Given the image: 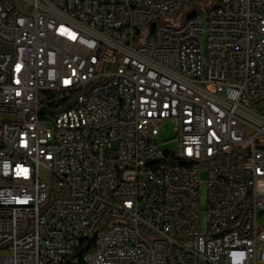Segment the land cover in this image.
Listing matches in <instances>:
<instances>
[{
    "label": "built area",
    "instance_id": "built-area-1",
    "mask_svg": "<svg viewBox=\"0 0 264 264\" xmlns=\"http://www.w3.org/2000/svg\"><path fill=\"white\" fill-rule=\"evenodd\" d=\"M200 1L0 0V264H264V0Z\"/></svg>",
    "mask_w": 264,
    "mask_h": 264
},
{
    "label": "rangeland",
    "instance_id": "rangeland-1",
    "mask_svg": "<svg viewBox=\"0 0 264 264\" xmlns=\"http://www.w3.org/2000/svg\"><path fill=\"white\" fill-rule=\"evenodd\" d=\"M216 0H206L200 1V5L206 4L207 7H211L210 5L215 2ZM206 10H189V17L193 16L195 13L205 12ZM160 23H174L175 18L168 14H158L151 18L149 21L148 26L145 28L147 32L155 23L156 21ZM179 22V21H178ZM165 130L162 131L158 138L159 148L163 151H173L177 147L178 139L176 136V132L174 130L173 125L170 122H167L165 125ZM44 174V171H42ZM206 173L202 172L201 179L204 181L206 180ZM206 194L207 188L206 184L202 183L200 186V207L202 210L206 208ZM202 220H204V216L201 215Z\"/></svg>",
    "mask_w": 264,
    "mask_h": 264
},
{
    "label": "bare ground",
    "instance_id": "bare-ground-1",
    "mask_svg": "<svg viewBox=\"0 0 264 264\" xmlns=\"http://www.w3.org/2000/svg\"><path fill=\"white\" fill-rule=\"evenodd\" d=\"M189 18H209V10L205 12L195 13ZM30 130V123L17 124V131ZM151 166H155V172L164 173L165 164H163V156H151Z\"/></svg>",
    "mask_w": 264,
    "mask_h": 264
},
{
    "label": "water",
    "instance_id": "water-1",
    "mask_svg": "<svg viewBox=\"0 0 264 264\" xmlns=\"http://www.w3.org/2000/svg\"><path fill=\"white\" fill-rule=\"evenodd\" d=\"M147 24H145V26H146Z\"/></svg>",
    "mask_w": 264,
    "mask_h": 264
}]
</instances>
